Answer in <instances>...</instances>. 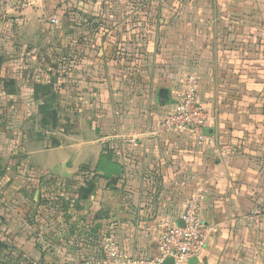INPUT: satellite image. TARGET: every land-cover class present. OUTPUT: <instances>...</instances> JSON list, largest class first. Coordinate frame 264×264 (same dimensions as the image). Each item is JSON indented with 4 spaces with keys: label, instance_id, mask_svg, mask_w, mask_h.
I'll use <instances>...</instances> for the list:
<instances>
[{
    "label": "crops",
    "instance_id": "obj_1",
    "mask_svg": "<svg viewBox=\"0 0 264 264\" xmlns=\"http://www.w3.org/2000/svg\"><path fill=\"white\" fill-rule=\"evenodd\" d=\"M239 1L0 0L3 264H96L106 233L156 260L195 195L213 233L185 264H264V1ZM188 74L202 142L155 134Z\"/></svg>",
    "mask_w": 264,
    "mask_h": 264
},
{
    "label": "built area",
    "instance_id": "obj_2",
    "mask_svg": "<svg viewBox=\"0 0 264 264\" xmlns=\"http://www.w3.org/2000/svg\"><path fill=\"white\" fill-rule=\"evenodd\" d=\"M113 4L120 0H104ZM137 1V0H134ZM56 23V21H52ZM199 77L188 74L181 80V89L173 111L165 115L156 129L160 134H190L200 142L205 140L204 130L211 121L209 111L199 97ZM124 141L137 145L134 138ZM183 226L163 225L159 236V257L147 260L142 257H130L117 240L106 233L101 238L103 258L96 264H161L167 258H173L176 264H185L199 258L205 251L213 230L201 216V197L195 195L187 202L182 216Z\"/></svg>",
    "mask_w": 264,
    "mask_h": 264
},
{
    "label": "trees",
    "instance_id": "obj_3",
    "mask_svg": "<svg viewBox=\"0 0 264 264\" xmlns=\"http://www.w3.org/2000/svg\"><path fill=\"white\" fill-rule=\"evenodd\" d=\"M128 3H144L146 0H120ZM43 93H47L45 90H42ZM55 96H52L49 100L45 102V104L41 107V111L43 112L44 115V120H43V125L48 126L51 123L55 124V119L57 117V111L54 109L55 107L50 105L49 103H53L55 100ZM3 258L0 257V264H3Z\"/></svg>",
    "mask_w": 264,
    "mask_h": 264
},
{
    "label": "rangeland",
    "instance_id": "obj_4",
    "mask_svg": "<svg viewBox=\"0 0 264 264\" xmlns=\"http://www.w3.org/2000/svg\"><path fill=\"white\" fill-rule=\"evenodd\" d=\"M264 1V0H262ZM241 5H244L245 9H243L242 11L237 12V14H239L240 17H244L246 19H251L252 17L255 16V12L254 9L257 10L258 7L255 6V4L257 3L255 0H246L244 3L241 1H239ZM255 2V3H253ZM3 12L0 10V25L3 21Z\"/></svg>",
    "mask_w": 264,
    "mask_h": 264
},
{
    "label": "water",
    "instance_id": "obj_5",
    "mask_svg": "<svg viewBox=\"0 0 264 264\" xmlns=\"http://www.w3.org/2000/svg\"><path fill=\"white\" fill-rule=\"evenodd\" d=\"M170 92L167 90V89H161V90H159V92H158V97L160 98V99H163V100H166V101H168L169 99H170ZM208 130H205L204 131V134H206V132H207ZM182 225L181 226H183L184 224H183V222L181 223ZM195 260V259H194ZM161 264H176V261L173 259V258H167V259H165L164 261H163V263H161Z\"/></svg>",
    "mask_w": 264,
    "mask_h": 264
}]
</instances>
